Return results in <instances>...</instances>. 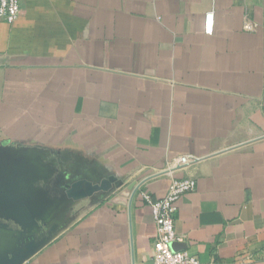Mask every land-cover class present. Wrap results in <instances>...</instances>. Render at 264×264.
Instances as JSON below:
<instances>
[{"label": "crops", "instance_id": "0c3cea01", "mask_svg": "<svg viewBox=\"0 0 264 264\" xmlns=\"http://www.w3.org/2000/svg\"><path fill=\"white\" fill-rule=\"evenodd\" d=\"M0 133L49 152L59 189L123 181L63 202L23 264H154L143 195L185 178L173 249L264 264V0H22L0 19Z\"/></svg>", "mask_w": 264, "mask_h": 264}, {"label": "water", "instance_id": "95a60500", "mask_svg": "<svg viewBox=\"0 0 264 264\" xmlns=\"http://www.w3.org/2000/svg\"><path fill=\"white\" fill-rule=\"evenodd\" d=\"M1 148L5 149L0 150L3 152L0 153V186L6 182L8 197L11 198L9 202H18L26 208V213L21 223L24 231H19L20 238L13 241L14 245L0 264H23L41 248L44 241L37 240L36 232L40 230V225H51L55 214L61 211L63 202L82 201L123 185V181L107 176L100 184L80 180L59 189L52 185L58 171L55 161H49V164L45 162L51 159L49 152L19 144L3 145ZM135 185L132 184L130 189L133 190ZM54 192L57 193L55 197ZM54 228L55 225L51 230Z\"/></svg>", "mask_w": 264, "mask_h": 264}, {"label": "built area", "instance_id": "2783aa9c", "mask_svg": "<svg viewBox=\"0 0 264 264\" xmlns=\"http://www.w3.org/2000/svg\"><path fill=\"white\" fill-rule=\"evenodd\" d=\"M22 0H0V19L8 24H14L21 14ZM214 15L206 17V31L213 32ZM199 159L194 156H180L172 161L173 167H189ZM197 189V181L193 178L173 180L166 196L154 201L149 194L143 197L151 206L157 227V238L153 248L154 264H216L202 263L198 258L186 251H177L173 245L178 241L175 231L177 204L183 196Z\"/></svg>", "mask_w": 264, "mask_h": 264}, {"label": "rangeland", "instance_id": "374dc122", "mask_svg": "<svg viewBox=\"0 0 264 264\" xmlns=\"http://www.w3.org/2000/svg\"><path fill=\"white\" fill-rule=\"evenodd\" d=\"M8 141L9 140L0 133L1 151L5 149L1 148V146L11 145ZM16 143L17 142L12 145ZM1 151L0 153H3ZM1 157L2 155H0V158ZM49 161L52 160L47 159L45 162L49 164ZM4 184L0 186V260L3 259L5 255H8L9 249L14 245L13 241L20 238L21 234L19 231H24V227L21 223L24 213H26V208L21 206L18 202H9L11 198L8 197L9 193H7L6 190V182H4ZM56 195L57 193L54 192L53 197ZM32 208L34 209V205Z\"/></svg>", "mask_w": 264, "mask_h": 264}, {"label": "flooded vegetation", "instance_id": "af4514ba", "mask_svg": "<svg viewBox=\"0 0 264 264\" xmlns=\"http://www.w3.org/2000/svg\"><path fill=\"white\" fill-rule=\"evenodd\" d=\"M38 236V234H36Z\"/></svg>", "mask_w": 264, "mask_h": 264}]
</instances>
